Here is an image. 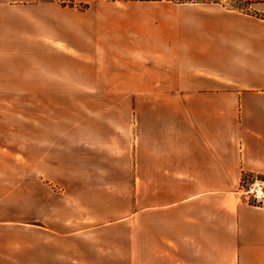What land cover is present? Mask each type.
I'll return each mask as SVG.
<instances>
[{
  "label": "crops",
  "instance_id": "crops-1",
  "mask_svg": "<svg viewBox=\"0 0 264 264\" xmlns=\"http://www.w3.org/2000/svg\"><path fill=\"white\" fill-rule=\"evenodd\" d=\"M62 2L0 0V264H264V2Z\"/></svg>",
  "mask_w": 264,
  "mask_h": 264
},
{
  "label": "rangeland",
  "instance_id": "rangeland-1",
  "mask_svg": "<svg viewBox=\"0 0 264 264\" xmlns=\"http://www.w3.org/2000/svg\"><path fill=\"white\" fill-rule=\"evenodd\" d=\"M261 2H264V0H63L62 3L77 10H85L90 6H100L104 9L110 7L113 11L122 12L126 11L128 7H133L131 12H135L137 17L154 16L155 12L160 11L154 7L161 6L165 7L168 18L177 11L176 14L186 21L198 16V14H208L212 11H236L244 14H254V8L259 7L258 3ZM106 18V21H111L114 16L106 14ZM95 96L72 94V117H77L82 103L95 101ZM98 100L106 101L110 99L100 98L99 96ZM123 242L124 240H122Z\"/></svg>",
  "mask_w": 264,
  "mask_h": 264
},
{
  "label": "built area",
  "instance_id": "built-area-1",
  "mask_svg": "<svg viewBox=\"0 0 264 264\" xmlns=\"http://www.w3.org/2000/svg\"><path fill=\"white\" fill-rule=\"evenodd\" d=\"M238 196L248 204L261 207L264 205V175L245 174L237 191Z\"/></svg>",
  "mask_w": 264,
  "mask_h": 264
}]
</instances>
